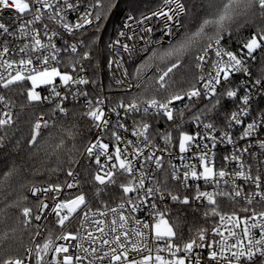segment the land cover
Returning a JSON list of instances; mask_svg holds the SVG:
<instances>
[{"label": "snow or ice", "instance_id": "obj_1", "mask_svg": "<svg viewBox=\"0 0 264 264\" xmlns=\"http://www.w3.org/2000/svg\"><path fill=\"white\" fill-rule=\"evenodd\" d=\"M115 6L114 0H0V11L11 10L18 21V25L11 28L0 23V36L4 37L0 41V69H3L0 90L11 93L23 87L29 103L53 105L49 118L43 113L36 117L23 141L16 135L19 129L18 117L13 114L14 102L0 91V196L4 200L13 197L0 207V264H190L186 255L178 253H191L194 248L209 249L207 264H264V211L253 208L250 216L241 218L233 214L227 217L235 227L243 223L241 233L229 230V236L235 238L233 243H229L227 237L219 242L204 243L206 230L200 229L195 239L181 247L174 242L179 236V218L176 223H170L166 218L167 209L159 210L156 203L149 205L154 222L137 219L138 227L131 230H126L129 217L119 211L124 203L119 209H109L114 217L110 221L95 218L107 217V212L93 209L72 167L79 163L75 159L79 152L76 140L81 135L78 120L90 121L89 131L92 128L103 131L111 124L108 113H115L118 117L116 129L127 132L128 126L122 118L132 119L131 134L136 140L124 139L114 130L111 133L115 141L113 146L103 142L98 133L80 154L98 166L92 177L94 187L96 184L115 185L118 177H124L126 182H121L119 187L127 197L126 202L131 204L132 212L157 194L160 201L170 199L189 205V195L174 194L171 183L176 182L186 190L193 189L190 179L203 180L217 187L221 181L231 184V191L208 192L202 191L197 183L193 189L195 200L206 198L209 204L216 205L218 195L231 199L243 197L248 204L256 201L264 206V138H259L264 135V108H252V89L264 94V66L253 79L248 63L255 62L257 54H264V0H163V4L150 14L139 19L130 15L125 27L132 34L121 31L118 36L123 39L108 45L115 53L109 65L120 72L118 78L114 77V86H110V90L118 94V99L113 101L108 96L92 98L80 86L95 84V80L86 75L93 66L94 48L100 40L95 32L101 29ZM71 14H75V19L70 18ZM153 18L162 21V25L155 29L149 26ZM46 21L58 30H53ZM133 25L145 35L158 31L160 36L145 40V35H140L139 40L144 43L137 47L135 43L125 42L137 37ZM244 28L249 29L248 34L238 35ZM90 29L95 31L90 32ZM65 34L71 40H64L63 46L58 47L54 38L63 39ZM226 36L236 44L234 49L225 43ZM42 37H47L46 43ZM9 38L12 42L20 41L16 51ZM121 53L139 60V63L134 61L131 72L124 67L126 61ZM261 59L264 60V55ZM189 73H194L191 81L187 79ZM237 73H243L249 80L234 86L233 77ZM27 82L30 87L26 86ZM184 83L189 86H180ZM42 85L48 87V95L42 96L37 91ZM73 86H76L75 92L71 91ZM58 89H63L64 93ZM69 95L73 100L84 98L82 110L65 106ZM201 96L208 100V105L193 113L192 119L197 124L203 123L202 117L208 118L216 112L223 99L239 101L225 119L229 129L243 126L238 139L245 144L223 158L226 162H235L236 170L229 172L224 166L218 169L205 151L198 157L199 168L195 164L184 165L182 175L175 166L165 171L162 157L155 151H146L157 147L149 134L153 129L152 121L161 116L174 121L176 114L183 119L184 111L177 108L176 103ZM106 103L112 105L107 113ZM183 107L190 109L191 105ZM203 127L208 132L204 138L211 139L215 147V125L205 123ZM159 135L165 144L171 141V133ZM199 135L180 131V152H187L190 143ZM219 135L220 142L236 143L229 131ZM257 146L259 153L251 150ZM245 154L256 161L255 174L253 164L245 162ZM101 157L105 162L102 163ZM153 161L162 175H152L155 186L149 187L145 181L151 174L143 168ZM65 171L72 178L71 182L61 184L50 179L27 182L29 177H47ZM237 179L244 183L237 184ZM244 184L250 191L244 189ZM73 189L76 190L74 195L69 192ZM99 192L97 188L95 194ZM130 193H135L136 198L129 196ZM9 209H16L15 214L9 213ZM213 214L219 213L213 209ZM220 219L225 217L221 215ZM73 220L78 221L75 231L70 230ZM41 222H47L43 224L47 235L41 231ZM48 223L58 225L60 234L54 236L48 230ZM85 224L95 227L85 229ZM25 231L30 234L31 246L23 245ZM214 231L223 237L219 229ZM153 239L157 245L160 242L164 245L155 248V255L153 248L148 246ZM165 251L168 257L161 255ZM201 260L197 255L192 264H201Z\"/></svg>", "mask_w": 264, "mask_h": 264}, {"label": "built area", "instance_id": "obj_2", "mask_svg": "<svg viewBox=\"0 0 264 264\" xmlns=\"http://www.w3.org/2000/svg\"><path fill=\"white\" fill-rule=\"evenodd\" d=\"M151 1L152 0H150V3H151ZM118 4H119V2L112 9L110 16H109L108 22L110 23L111 27H110L109 36H108L106 43H105V49H103L101 47V44H100L101 41H99V43L94 48V59L92 61L93 66L90 67L86 73V75L90 79L95 80V84H89L87 86H80V87H84L89 92V94L92 98H95L96 96H108L113 101L118 99V95L113 94L111 92V90L108 89V86H106V83H108L111 86H114V84H115L114 77L118 78L120 76V72L115 69V66L109 65V61L111 59H113L115 53L113 52V50L111 48L108 47V45L112 41H115L116 39H123V38L118 36V33L121 31H125L129 35L132 34V32L129 31L125 27V24H126L128 17L130 15L135 16L137 19H139L142 15L150 14L151 11H154L157 8H159L163 4V0H157L156 6L151 7L149 9H146V10L142 11L140 14L138 13L137 15L129 12L126 8L120 9L119 8L120 6L118 7ZM70 18L75 19V14H71ZM46 22H48V21H46ZM0 23H4V24L8 25L10 28L18 25V21L15 19V16L11 10L0 11ZM48 23H49L50 27L53 28V30H58L55 25L51 24V22H48ZM148 24H149V26H153L155 29V28H158L162 25V21H159L156 18H153V20L149 21ZM39 27L42 30V25H40ZM133 30L136 31L137 37L135 38L134 41H125V42L135 43V45L137 47H142L144 42L139 40V36L145 35V34L143 32H141L139 27L136 25H133ZM89 31L91 32V29ZM159 36H160V33L158 31H154L150 35H145V40H149V39L155 40V39L159 38ZM42 38H43L44 42L46 43L47 37H42ZM3 39H4V37L0 36V41H3ZM9 40H10V44H11L13 50L16 51L17 50L16 45L19 44L20 41L16 40V41L12 42L11 38H9ZM64 40H71V37H68L67 34H65L63 39H55L54 38L53 42L56 43L58 47H62L64 44ZM25 42H27V41H25ZM0 47H2V43H0ZM121 54L126 61V63L124 64V67L127 68L131 72V67L135 65L134 61L136 63H139V60L135 56H133L132 58L129 59L128 54H126V53H121ZM14 58H18V57H14ZM259 60H260V54H257V60L255 62H253V61L248 62L249 66L251 68V71H252V78L253 79L258 76V74L261 70V67L264 66V60H262V59H261V61H259ZM61 69L64 70L63 65H61ZM0 71H3V69H0ZM148 72H149V74H151V69ZM233 80H234V86H238V85H241L242 82L249 80V77H247L243 73H237L233 77ZM58 90L62 91V94L64 93L63 89H58ZM0 91H4V90H0ZM37 91H39L42 96L49 94V89L47 86H40L39 88H37ZM71 91L75 92L76 86H73ZM240 94L241 95L243 94V87H241ZM72 103L80 105L83 107L84 98L80 97L78 100H73L72 96L69 95L68 99L64 102V104L66 107H68V105L72 104ZM238 103H239L238 100L233 101V100H229V99H223L221 101V106L217 108L216 112L209 114L208 118L202 117L203 123L197 124L192 119L193 113L197 112L198 109H203L208 104V100H206L203 96H201L200 98H193L192 101H188L187 99H185L183 101V103L177 102L176 107L179 109H182L184 111V118L180 119L179 115L176 114L174 121H167V119H166V122L158 121L157 119L162 118V116L158 117L154 121H152L153 129H150L149 134L153 137L154 143L157 147L150 149V150L146 149V151H149V152L155 151L158 156L162 157L165 171H171V166H175V168L178 170L179 174H181V175L184 171V165L195 164L199 168L198 157L200 154H203L205 151H207L209 153L210 160L215 161L216 167L218 169L221 166H224L226 168V170L229 172L236 170V163L235 162L229 163V162H226L223 158L225 156H230L237 147H241L245 144V141H241L238 139L243 126L239 125V126H235V127H232L231 129H229L227 127V121L225 119L228 115H230V113L233 110H235L236 105ZM40 104L49 113V114H45V118H49L51 108L53 107V105L48 103V102H44V103H40ZM184 104H190L191 105L190 109H185L183 107ZM110 107H112V105L106 103V107H105L106 113L108 111V108H110ZM252 108H253V110H255L257 108H264V94H258L256 89H252ZM255 114H256L255 111H253L252 115H255ZM108 115H109L110 120H111V124H110L109 128L106 130H103V131L93 128V134H92V137L90 140H95L97 138V134L99 133V137L103 142L110 143L111 145L114 146L115 141L111 135L112 131H114V130L117 131L118 134L121 135L124 139L136 140V138L133 137L131 134L132 125H133L132 119L122 118V122H125L128 126V131L125 132L123 129H116L115 128V124H116L117 119H118L116 114L115 113H108ZM137 119H139V117H137ZM205 123H213L215 125V129H216L215 135L217 136V140L215 142V147H213L214 142L211 139H205L204 138L205 136L208 135L207 130H205L203 127V124H205ZM176 129L177 130L180 129V131L188 132L189 134H192L194 136H196L197 133L200 134L199 136H197V138L193 142L190 143V145L188 146L187 152L181 153L179 150L178 137H179L180 132L178 134H174ZM223 131H229L232 134L233 139L236 141V143L235 144H228L227 142H220V135L219 134H220V132H223ZM165 132L171 133V141L167 144H165V141L162 138V135H159V134H163ZM259 138H264V135H262ZM137 143H139V141H137ZM205 145H207V149L205 148ZM121 147H123V144H121ZM251 150L255 153L260 152V149L258 148V146L253 147ZM86 158L88 160V163L95 168V171H97L98 166L92 160H90V158H88L87 156H86ZM101 160H102V163L105 162L104 157H101ZM244 160L246 163L253 164V174H255L256 161H254L250 157H248L247 154H245ZM136 167H137V170L139 172V170H140L139 166H136ZM143 171L151 174L149 176V178L146 179V181H145L146 185L149 187L155 186V181L152 179V175H154L156 177H160L162 175V173L160 171L156 170L154 161L145 164ZM74 172L78 173V179L80 181V188L82 190H84V184L82 182L80 173L77 171V169H74ZM120 178H124V177L121 176ZM71 179L72 178L68 177L66 181L71 182ZM225 179H228V178L226 177ZM189 183L193 186V189H194L195 185L198 183L201 186L202 191H208V192H218L220 190L231 191V184L229 183L226 185V184H224L223 181L220 182L218 187L215 184H205L203 182V180L193 181L190 179ZM236 183L237 184H243L244 182L242 181V179H237ZM171 189L173 190L174 194L180 195L181 197L185 194L189 195L190 203L195 207H212V206H216L218 204L217 203L216 205H211V204H209V202L207 201L206 198H201L200 200H195L194 199L195 192L193 189L186 190L183 188L182 185L177 186L176 182L171 183ZM244 189L246 191H250L247 184H244ZM69 192L73 195L76 194L75 189L69 190ZM65 195H67V193H65ZM128 195L131 196L133 199L136 198L135 193H130ZM141 195H143V192H141ZM220 199L225 200L226 205L222 209L218 208L219 216H218L216 222L214 223L212 229L209 232H206V240L204 243H211L212 241L219 242L224 237L228 238L229 243L235 242V238L229 236V230H234L237 233H241L242 229H243V223H241L240 227H235L234 222L228 220L227 217L232 216L233 214H235L241 218H243L244 216H250L251 215V209H253V208H255L256 211H264V206H262L260 203H257L256 201H254L252 204H248L247 201L243 197L231 199L229 197H222L219 195L216 196L217 201ZM258 199L259 198L257 197L256 200H258ZM126 201H127V199L124 201H119V202H116V203L111 204L109 206L100 208L101 211L107 212V217L97 216L95 218L107 219L108 221H110L114 217H113L112 212L109 211V209H111V208L119 209V205L121 203H124V205H125L124 208L119 209V211L122 212L125 216L129 217V222H128L126 230H131L133 228L138 227V225L135 223V221L137 219H139L141 222H154V218L150 215V212H151V209L149 207L150 203H156L159 210H165L167 208V206H170L171 204H175V205L179 204L178 202H173L170 199H165L164 201H160L158 199V194H157L156 197L148 198V200L145 203L141 204V206L138 208L137 211L132 212L131 211V207H132L131 204L127 203ZM137 203H139V201H137ZM246 208L249 209L248 212L244 211V209H246ZM221 215H223L225 217L224 220L220 219ZM90 218H91V215H90ZM166 218H167V216H166ZM74 221L75 220L72 221V226L70 229L72 231H75L77 226H78V221L76 223V226H73ZM41 223H42L41 231H44L45 235H47V232L45 231V229L43 227V224L47 223V222H41ZM251 223H252V221L249 220V224H251ZM49 225H50V223H48V230H49ZM94 227H95L94 225H88V224L84 225L85 229H90V228H94ZM214 229H219V231L221 233H223V237L220 235H217L216 232L214 231ZM253 232H258V229H253ZM53 234H54V236L59 235L60 231L54 232ZM196 237H197V235L193 239H195ZM210 237H212V240H210L211 239ZM37 239L40 240L39 237ZM175 241H176V239H175ZM57 243H63V241H57ZM28 246H31V243ZM85 246H87V245H85ZM148 246L153 248V255H155L156 254L155 248L157 246L163 247L164 245H163V242H160L159 245H157L155 240L153 239V240L149 241ZM180 246L182 247V245H180ZM208 251H209V249H207V248H194L191 253H186V254L185 253H178V255H186L188 257L190 264H192V262H194L196 256L199 255L202 257L201 264H207ZM133 255L136 256L137 259H139L138 255H136V254H133ZM161 255L168 257L167 251L161 253Z\"/></svg>", "mask_w": 264, "mask_h": 264}, {"label": "trees", "instance_id": "obj_3", "mask_svg": "<svg viewBox=\"0 0 264 264\" xmlns=\"http://www.w3.org/2000/svg\"><path fill=\"white\" fill-rule=\"evenodd\" d=\"M124 1L125 0H114L115 5H117V3L119 2L118 7ZM156 5H157V0H152L151 3L150 0H126L125 3L126 9L129 12L134 13L136 15L139 12H142ZM109 16L107 20L103 22L101 29L98 32H95V35L100 37L99 41H101L100 44L103 49H105V43L110 33V30L107 29L109 27L108 26ZM93 31L95 30L91 29V32ZM248 31H249L248 28L241 29L238 35L245 36L248 34ZM225 43H227L231 48L236 47V44L233 43L232 41H229L227 36L225 37ZM261 55L263 54H260L259 61H261ZM134 67L135 65L131 67V71L134 69ZM193 75L194 73H189L187 79L191 81ZM26 86L30 87V82H27ZM106 86H108V89H110L111 85L106 83ZM180 86L187 88L189 84L184 83ZM111 92L115 95L117 94L113 90H111ZM4 93L6 95H9L10 99L14 102L13 114L15 117H18L17 127L19 129L16 135L17 137H22L23 141H26L31 124L36 119V117H38L42 113L43 114H49V113L46 109H44V107L40 103H29L26 98V91H24L23 87L15 88L11 93H8L7 90H4ZM68 108L76 109V110L83 109L82 106L73 103L69 104ZM157 120L161 122H166V118L164 117L158 118ZM78 123H79V132L81 133V135L78 136L76 140L77 146L79 148V152L75 154V159L78 160L79 163L72 165V167L73 169H77V171L80 173L82 182L84 184V191L87 193L88 199L93 209H97V208L100 209L109 206L111 204H114L116 202L126 200L127 197L123 194L122 189L119 187V184L121 182H125L124 178L119 177L115 185L109 184L105 187L96 184L94 187V182L92 180V177L96 172L95 168L88 163V160L85 155L80 154L83 152L84 147L91 139L93 134V128L89 131L88 125L90 124V121H88L86 118L79 119ZM179 132L180 129L178 130L176 129L174 134H178ZM66 168L67 165H65V169ZM67 178L68 176L66 175V171H65L47 177H40V176L29 177L27 182L29 184L32 182L39 183L42 179H44V181L47 182V180L50 179L51 181H55L63 184L67 180ZM97 188L100 189L99 195L95 194ZM4 195H7V193H5ZM12 198L13 197L9 196L7 200H4L3 197L0 196V207H3L5 203L10 202ZM217 203L218 204L216 206H212V207H195L191 203L189 205L171 204L170 206H167L166 216L169 219L170 223H176L179 218V223H180V227L178 229L179 236L176 238L175 243L183 246L185 242H187L190 239H193L197 235L200 229H204L206 230V232H209L219 216V214H213V209H215L216 212L219 213L218 208L222 209L226 205L225 200L223 199L218 200ZM8 211L11 214H15L16 209H9ZM205 213H207V215H205ZM76 223L77 221L75 220L73 226H76ZM49 230L54 233L60 231V228L58 225H54V223H50ZM22 241H23V245L26 246H28L31 243V237L28 231L22 233Z\"/></svg>", "mask_w": 264, "mask_h": 264}, {"label": "rangeland", "instance_id": "obj_4", "mask_svg": "<svg viewBox=\"0 0 264 264\" xmlns=\"http://www.w3.org/2000/svg\"><path fill=\"white\" fill-rule=\"evenodd\" d=\"M125 3H126V0L120 5L119 8H120V9H122V8H126V7H125ZM140 13H141V12H139V14H140ZM108 26H109V27H108L107 29L110 30V27H111L110 23L108 24ZM105 30H106V29H105ZM42 86H43V85H42ZM210 238H211L210 240H212V237H210Z\"/></svg>", "mask_w": 264, "mask_h": 264}]
</instances>
